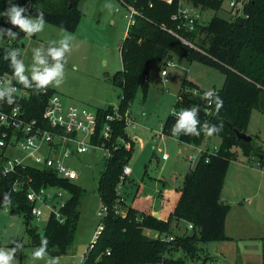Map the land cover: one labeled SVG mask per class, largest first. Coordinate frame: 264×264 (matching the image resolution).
Returning <instances> with one entry per match:
<instances>
[{
  "label": "trees",
  "instance_id": "obj_1",
  "mask_svg": "<svg viewBox=\"0 0 264 264\" xmlns=\"http://www.w3.org/2000/svg\"><path fill=\"white\" fill-rule=\"evenodd\" d=\"M81 0H13L17 5L27 7V15L35 17L37 10L44 14V21L65 31L74 33L80 25L83 12L79 9ZM127 5L134 6L140 16L136 17L135 25L131 26L121 46L122 70L110 76L113 87L121 89L118 111L121 115L129 111L136 94L142 90L147 95L149 89L148 75L152 62L164 65L174 56L184 58L190 63L199 62L205 66L218 69L225 82L221 89L215 90L223 101L217 109L215 96L208 106V98L204 90L185 80L182 84L175 110L198 107L209 110L207 119L196 115V125L199 135L185 132L181 129L176 136L179 141L188 145L201 146L208 138L221 139L219 151L214 155H203L195 168L185 175L183 185L177 188L180 194L175 210L167 220L159 219L150 213L140 212L131 206L121 203L125 214H117L115 205L119 198L117 187L123 169L128 165L133 148L113 150L106 159L105 169L99 179L98 193L105 211L102 230L97 236L93 248L84 255L83 264H186L183 259L168 257L173 252L182 250L192 259L198 257L200 243H215L227 240L225 225L230 212V206L221 204V194L224 181L231 161L235 158L234 147L241 149L245 157L257 155L259 164L264 162V152L260 146H254V139L247 143L237 139L227 123L240 132H247L253 110L264 114V0H252L249 8V18L238 21H228L214 16L207 24L199 25L196 32L180 34L195 47L184 44L173 31H178L177 23L172 16L178 10V4L168 5L161 0H124ZM207 9L219 11L221 2L217 0H196ZM9 7L7 0H0V11ZM6 17L0 16V23ZM12 42V43H11ZM7 46L0 47V80H11L13 85L28 92L26 96L10 94L14 104L21 107L30 120L44 122L43 113L49 99L56 92L45 86L36 88L35 81L29 78L32 87H25L16 80L12 66V51L16 59H22L19 44L12 39ZM64 63V59H63ZM194 90L198 94H193ZM97 133L105 128L107 117L114 114V107L109 105L96 110ZM173 113L163 125V132L174 135L172 128L176 123ZM114 129L113 144L119 137L129 140L123 121L110 123ZM215 125L218 132L211 135L206 127ZM49 128V126H45ZM95 140H98L96 137ZM208 157V161H206ZM20 180L27 182L32 179L36 189L44 186H57L70 193L61 214L65 222H59L53 214L50 215L40 234L31 227L32 205L27 199L26 190L15 192L13 183L17 175H11L0 180V200L18 208V214H23L27 235L31 245L39 247L41 240L47 238L46 252L62 253L71 244L80 214V205L85 194L77 182L60 179L50 170L39 171L26 168L21 171ZM5 194L8 200H5ZM186 222L194 226L190 234L175 235L173 224ZM148 232H151L149 235ZM157 235L155 237L153 235ZM174 236L173 241H165L161 236Z\"/></svg>",
  "mask_w": 264,
  "mask_h": 264
},
{
  "label": "rangeland",
  "instance_id": "obj_2",
  "mask_svg": "<svg viewBox=\"0 0 264 264\" xmlns=\"http://www.w3.org/2000/svg\"><path fill=\"white\" fill-rule=\"evenodd\" d=\"M79 9L84 17L74 33L45 22L42 31L27 34L22 41L17 42L22 50L26 74L33 63V48L41 45L46 48L49 42L71 36L70 50L64 56V75L58 78L61 83H50L48 87L62 98L66 106L91 111L110 104L118 106L121 89L113 87L109 78L123 68L121 46L129 29L128 7L121 0H81ZM202 15L204 24L214 16L232 20L226 3L219 11L205 10ZM11 41V37L0 39V47L7 46ZM171 60L173 66H166V77L161 74L160 63L151 64L148 93L144 95L139 90L129 109L137 126L128 128V132L135 137V147L128 163L134 171L129 177L131 183H127L122 193L126 206L132 203L141 182H144L147 192L155 200L162 188L161 182H166L170 187L183 185L182 168L188 167L190 163L178 154L170 135L163 132V125L175 111L179 88L185 80L205 89H217L221 87L225 77L218 69L199 62L190 63L177 56ZM158 132H162L160 139H157ZM246 134L253 137L254 146L264 147V114L258 110L252 111ZM220 144L221 139L214 137L212 146ZM232 151L236 156L228 168L221 199H225L228 205L231 201H239V205L249 208L254 219L264 224V162L260 165L257 155L245 157L238 147H234ZM164 154L169 156V162L165 166L161 159ZM12 156H23V153L18 149ZM106 159L105 151L91 150L83 156H73L69 161L80 175L77 183L85 189V194L79 208L76 230L64 253L55 248V253L46 252L44 258H34L32 253L38 247L31 245L23 214L19 215L17 207L0 200V248L14 247L11 241H19L22 245L14 253L13 264H45L47 259H55L56 264H83L84 255L95 240L105 213L98 184ZM117 188H120V183ZM246 200H251V205ZM121 211L125 214L122 209ZM49 217L50 212L44 210L40 220H31V227L43 234ZM263 245L261 242L257 247L256 255L260 264H264ZM208 246L212 245L200 243V251L195 259L188 257L182 250L173 252L168 257L183 259L186 264H233L222 260L217 262L215 251H208Z\"/></svg>",
  "mask_w": 264,
  "mask_h": 264
},
{
  "label": "built area",
  "instance_id": "obj_3",
  "mask_svg": "<svg viewBox=\"0 0 264 264\" xmlns=\"http://www.w3.org/2000/svg\"><path fill=\"white\" fill-rule=\"evenodd\" d=\"M122 3L128 7L129 28L135 25L136 17L140 16L138 10L127 5L124 0ZM162 2L172 5L178 4L177 12L172 16V20L177 23L178 31H173L174 35L184 44L195 47L188 42L180 32L192 33L196 32L199 25H205L202 21V12L210 10L201 4H197L196 0H161ZM221 2V8L227 4V10L231 15V21H240L249 18V8L252 0H217ZM27 14V13H26ZM22 15H24L22 13ZM4 28H12L17 31L18 26L12 25L4 18ZM20 34L27 35L23 31ZM166 66H173V62L167 61L162 71V75H167ZM17 80V78H15ZM167 82V81H166ZM6 91L5 96H0V180L11 175H17V179L13 183L15 192L26 190L27 199L32 205V216L36 220H40L44 215V210L53 214L55 218L61 222H65V217L61 214V209L65 206L70 197V193L57 186H44L36 189L32 185V179L27 182L20 180L21 171L26 168L44 171L50 170L55 173L60 179L70 182H77L80 175L74 169L69 161L73 156H83L91 150H103L107 158H109L113 150L125 148L132 149V140H126L119 137L116 142L108 145L112 141L114 129L111 122L123 121L126 126V131L129 127H135V122L129 111L121 115L118 108H114V114L107 117V125L97 133L98 120L96 111H91L86 108L76 106H66L62 98L55 94L48 102V105L43 113L44 122L30 120L25 116L22 108L14 103H7V98L10 94H21L26 96L28 92L13 85L11 80H0V91ZM193 94L197 95L198 91L194 90ZM208 106L211 105L212 97L208 98ZM181 101V98H178ZM181 110H175L179 112ZM49 126L46 128L45 126ZM162 133H157V138H161ZM96 137L98 140H95ZM20 149L23 156H12ZM219 151L218 146L198 147L197 154L214 155ZM163 159L167 160L168 156L163 155ZM191 162L199 161L196 156L189 157ZM208 161V157L206 159ZM132 169L126 165L120 176V185L126 181ZM117 188V192H118ZM65 197H68L67 199ZM122 199H117L115 210L117 214H123L121 211ZM105 212V211H104ZM194 226L188 225V229L193 231ZM102 230L100 226L95 240L90 245L88 251L93 248L98 234ZM155 237H158L155 235ZM165 241H173L174 236H161ZM84 259V258H83Z\"/></svg>",
  "mask_w": 264,
  "mask_h": 264
},
{
  "label": "crops",
  "instance_id": "obj_4",
  "mask_svg": "<svg viewBox=\"0 0 264 264\" xmlns=\"http://www.w3.org/2000/svg\"><path fill=\"white\" fill-rule=\"evenodd\" d=\"M160 65H161V74H162V71L165 65L163 63H160ZM166 76H163V77H166ZM166 81L167 80H165V82ZM148 82H149V77H148ZM224 82H225V77L222 81L221 87L217 89L214 88V89L216 90L221 89L224 85ZM191 83L195 84L201 90H204V91L208 90L194 82H191ZM180 90H181V87L179 88V92ZM111 106H113L114 108H118L119 105L118 106L111 105ZM129 113L132 116L131 112ZM132 118L135 122V117L132 116ZM136 126H137V123L135 122V127L133 128H136ZM127 134L130 140H132V148H134L135 147V137L128 132V129H127ZM169 138L172 139L173 141L172 143L177 146L178 154L181 157H184L185 159H187L190 163L188 167L182 168V170H184V174H183V180H184L185 175L188 174L191 170H193L195 168V165L198 162V161L194 163L191 162L189 157L196 156L199 159L201 155L197 154V148L198 147H203V148L212 147L214 137L208 138L201 146L188 145V144L181 143L179 141L178 136H176L175 134L170 135ZM157 139H160V138H157ZM261 148H262V151L264 152V147L261 146ZM161 159L163 161V166L167 165L166 163L169 162V156L167 160H164L163 156ZM131 169L132 171L130 175L127 177L126 181L120 185V188L118 190V195L122 199V203L125 205H126V199L122 196V193L124 192V188L127 185V183L128 182L131 183V181L129 180V177L132 176L134 172L132 167ZM161 187L162 188L159 190V196L157 200H155V198H153L147 192V188L145 187L144 182H141L137 187L138 188L137 195L133 199L132 203H130L128 206H131L132 208L140 212H145V213H150L152 215H155L159 219L167 220L169 216L171 215V213H173L175 210V207L180 197V194L177 192V188H180L181 186L170 187L166 182H161ZM222 200H224L223 201L224 203L228 204V202L225 199H222ZM245 202L248 205H251V200H246ZM239 204H240L239 201L237 202L231 201L229 203L230 212L226 219V225H225V232H226V236L228 239L225 241L208 243V245H212V246H208L207 250L210 251V249H212L215 251V257H216L215 259H217L216 260L217 262L219 260L220 261L222 260V261L231 262L233 264H260L256 254H257L258 245L261 242L264 243V224H261V222H258L256 219L253 218L249 208H244ZM122 210L126 212L124 208H122ZM188 225L189 223H186V222L174 223L173 224L174 234L180 235V236L185 235V234H190L192 231L188 229ZM148 234L150 235L151 232H148Z\"/></svg>",
  "mask_w": 264,
  "mask_h": 264
},
{
  "label": "clouds",
  "instance_id": "obj_5",
  "mask_svg": "<svg viewBox=\"0 0 264 264\" xmlns=\"http://www.w3.org/2000/svg\"><path fill=\"white\" fill-rule=\"evenodd\" d=\"M9 7L6 10L0 11V16L6 17L7 21L14 26H18L17 31H13L12 28H4L0 26V39L5 37H11L15 39L20 31L25 34H33L40 32L44 27V14L42 11L37 10V15L33 17L32 15H27V7L17 5L13 3V0H7ZM22 13L24 15H22ZM71 36H64L59 41L49 42L47 47L44 45L35 47L32 49V59L33 63L28 69V74H26V65L24 61L16 59V52L19 49L14 48L12 55V66L14 67V76L17 80L22 83L25 87H32L28 76H31L32 81H35L36 88H44L50 83L59 85L61 79L64 75V63L63 59L65 53L70 50ZM6 91H0V96H5ZM204 97L209 98L215 96V105L219 109L223 105V101L216 94L215 90L208 89L203 93ZM7 103H14L11 96H8ZM198 107L184 108L179 112H175L174 115L178 117L176 123L174 124L172 131L177 134L181 129L185 132L194 133L199 135L196 129L198 120L196 118ZM205 130L209 135L218 132L219 128L215 125L212 127H206ZM5 200H8L7 194H5ZM15 246L12 248H0V264H13L14 253L22 246L19 241H11ZM47 249V238L41 240V244L32 253L34 258H44L46 256ZM45 264H56L55 259H47Z\"/></svg>",
  "mask_w": 264,
  "mask_h": 264
},
{
  "label": "water",
  "instance_id": "obj_6",
  "mask_svg": "<svg viewBox=\"0 0 264 264\" xmlns=\"http://www.w3.org/2000/svg\"><path fill=\"white\" fill-rule=\"evenodd\" d=\"M238 24L241 25L242 24V21H238ZM24 38V35L20 34L15 38V41L16 42H20L22 41V39ZM24 47V46H23ZM209 110L208 109H205V108H197V116H199L200 118H203V119H207L209 117ZM227 126L233 130V132L235 133V135L237 136V139L239 140H242L244 142H251L253 140V137L252 136H249L248 134H246L245 132H240L238 131L237 129H235L233 127L232 124L230 123H227ZM221 204L223 205L224 202L221 201ZM60 255V254H59Z\"/></svg>",
  "mask_w": 264,
  "mask_h": 264
}]
</instances>
